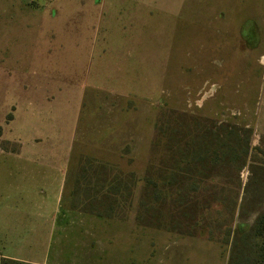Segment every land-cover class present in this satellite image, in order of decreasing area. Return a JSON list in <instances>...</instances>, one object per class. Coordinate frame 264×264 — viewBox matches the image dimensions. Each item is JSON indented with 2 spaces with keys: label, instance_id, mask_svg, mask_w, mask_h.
Instances as JSON below:
<instances>
[{
  "label": "rangeland",
  "instance_id": "374dc122",
  "mask_svg": "<svg viewBox=\"0 0 264 264\" xmlns=\"http://www.w3.org/2000/svg\"><path fill=\"white\" fill-rule=\"evenodd\" d=\"M2 4L0 152L17 148L18 124L40 131L41 142L53 129L62 132L55 139L72 140L64 209L86 157L138 177L170 164V118L249 128V146L264 149V0H53L38 11ZM237 177L242 201L256 175L246 165ZM234 180L235 172L218 177ZM246 200L238 230L264 208ZM132 215L65 213L61 235L41 224V245L23 251L61 264H227L229 245L141 226Z\"/></svg>",
  "mask_w": 264,
  "mask_h": 264
},
{
  "label": "trees",
  "instance_id": "16d2710c",
  "mask_svg": "<svg viewBox=\"0 0 264 264\" xmlns=\"http://www.w3.org/2000/svg\"><path fill=\"white\" fill-rule=\"evenodd\" d=\"M168 121L170 164L149 167L138 177L86 157L72 176L69 208L122 221L133 213L138 225L229 245L227 264H264V208L250 226L233 228L246 199L264 205V149L249 146V128L223 123L208 128L194 118ZM246 165L256 179L246 182L239 201L237 175ZM231 172L236 180L218 182ZM0 264L33 263L0 255Z\"/></svg>",
  "mask_w": 264,
  "mask_h": 264
},
{
  "label": "crops",
  "instance_id": "0c3cea01",
  "mask_svg": "<svg viewBox=\"0 0 264 264\" xmlns=\"http://www.w3.org/2000/svg\"><path fill=\"white\" fill-rule=\"evenodd\" d=\"M14 1L25 2L29 9L31 6L28 4L34 3L38 7L32 10L38 11L39 7L45 9L52 5L53 0H0V3H6L2 5L8 8V4L12 5ZM35 52L39 53L38 50L32 51V57ZM18 125L17 136L22 140L18 142L17 148L1 149L0 152L7 161V164H0V179L4 183L0 196V255L27 263L61 264L48 257H30V253L23 250L41 245V224L51 226L53 233L61 235L64 229L58 225V221L62 220L65 213H74L79 219H82L79 215L84 216L85 220L90 215L62 207L68 177V164L65 162L69 150L66 144L72 140L70 138L71 141L67 143L55 139L62 132L53 129L45 132L46 141L41 142L40 131L35 128L21 129V125ZM61 141L62 147L57 146ZM57 234L55 236L58 239ZM60 241L61 238L56 241V248Z\"/></svg>",
  "mask_w": 264,
  "mask_h": 264
}]
</instances>
